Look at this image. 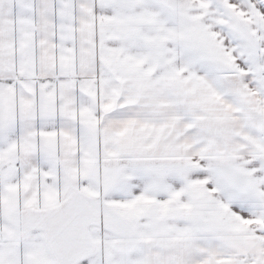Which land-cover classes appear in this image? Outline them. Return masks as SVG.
Returning <instances> with one entry per match:
<instances>
[{
	"label": "snow or ice",
	"instance_id": "1",
	"mask_svg": "<svg viewBox=\"0 0 264 264\" xmlns=\"http://www.w3.org/2000/svg\"><path fill=\"white\" fill-rule=\"evenodd\" d=\"M0 264H264V0H0Z\"/></svg>",
	"mask_w": 264,
	"mask_h": 264
}]
</instances>
